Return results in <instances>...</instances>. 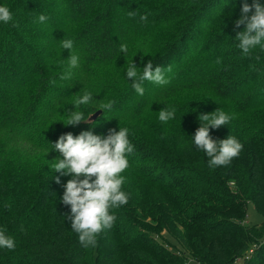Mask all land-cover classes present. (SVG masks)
<instances>
[{"label": "trees", "instance_id": "trees-1", "mask_svg": "<svg viewBox=\"0 0 264 264\" xmlns=\"http://www.w3.org/2000/svg\"><path fill=\"white\" fill-rule=\"evenodd\" d=\"M243 3L253 0H0L13 16L0 22V229L15 242L0 248V264H264V221L240 222L249 201L264 218V40L242 55ZM69 39L78 66L61 79ZM131 60L138 74L148 61L160 66L169 82L144 81L139 95L126 77ZM86 92L94 99L74 107ZM108 101L103 115L97 107ZM218 107L230 120L209 136L234 137L242 149L210 168L193 137L199 116ZM172 108L161 122L159 111ZM70 111L87 121L64 124ZM120 128L133 146L120 174L128 201L109 209L113 226L85 247L70 207L52 211L71 178L53 169L62 154L52 144ZM164 231L180 249L161 244Z\"/></svg>", "mask_w": 264, "mask_h": 264}, {"label": "clouds", "instance_id": "clouds-1", "mask_svg": "<svg viewBox=\"0 0 264 264\" xmlns=\"http://www.w3.org/2000/svg\"><path fill=\"white\" fill-rule=\"evenodd\" d=\"M133 15L135 13L130 11L129 16ZM140 18L146 20L147 15H142ZM47 19L43 14L38 17L40 23H45ZM12 20L13 16L9 8L0 6V22L7 24ZM241 25L244 26L243 31L237 32L236 35L239 39L238 47L242 50L243 56L250 57L251 50L261 45L264 40V6L259 3V0H253L251 6L247 3L242 4L240 16L235 21V28ZM61 48L67 49L70 53L69 70L61 79H70L71 69L78 66V57L71 54L73 41L62 40ZM120 51L125 54L127 46L121 45ZM137 68L131 60L126 69V77L130 78L133 89L141 96L145 92L144 81H151L158 85L169 82L165 78V69L160 66L153 67L151 61L144 65L142 74H138ZM166 71H171V66ZM93 99V94L86 92L73 105L74 107L87 105ZM114 103L115 101H108L97 108L102 109L104 115V111L111 110ZM70 113L67 123L63 122L66 125L76 126L81 121H87L82 112L70 111ZM211 113L199 116L200 127L193 137L195 146L202 149L210 158L208 161L210 168L229 164L242 149V145L234 137L213 140L209 136V126L216 129L227 125L230 120V116L222 111ZM174 114L175 108L160 110L158 118L161 122H167L174 118ZM51 149L58 150L62 154V159L57 157L58 162L53 169L62 175L71 174L72 176L67 181L62 196V202L70 205L68 219L71 222V228L79 234V241L83 246H95L97 234L103 229H110L116 219L115 215L110 214L109 209L124 205L128 201V195L121 190L124 178L120 175L129 166L126 154L133 152V146L128 139V129L120 128L118 131L110 129L107 136L103 138L93 134L91 130L82 131L76 136L66 133L52 144ZM56 182H60L58 177ZM5 207H8L7 202ZM14 247V239L6 235V229H0V248L12 250Z\"/></svg>", "mask_w": 264, "mask_h": 264}, {"label": "rangeland", "instance_id": "rangeland-1", "mask_svg": "<svg viewBox=\"0 0 264 264\" xmlns=\"http://www.w3.org/2000/svg\"><path fill=\"white\" fill-rule=\"evenodd\" d=\"M186 95V94H185ZM184 95V96H185ZM181 97V98H186V97ZM219 111H222V112H224L225 113V111L223 110V108H221V107H218V108H216V112H219ZM262 118H264V117H262ZM129 134V133H128ZM143 137H145V138H147L146 137V135L145 136H143ZM148 139V138H147ZM161 166H166L165 164H162ZM71 178H72V176H70ZM70 178V179H71ZM83 177H81V179H82ZM94 178V177H93ZM230 184V186H233V182H230L229 183ZM64 191H65V189H64ZM63 191V192H64ZM62 194V193H61ZM235 195V194H234ZM230 197H232V196H230ZM55 206L56 207H53L52 206V211L55 213L57 210H59V208H61L62 207V209L61 210H65L66 208H68V207H70V205H65L63 202H62V196H60L58 199H57V202H56V204H55ZM263 221H264V218H263V216H262V214L260 213V212H258L257 211V209L255 208V206H254V203L252 202V201H249V202H247V204H246V212H245V215H244V217L242 218V219H240V222H241V224H243V225H245V226H247V227H251V226H260L262 223H263ZM251 235H254V236H256L257 237V241L258 240H262L261 238L263 237V234H259V233H253V234H251ZM161 239H162V241H161V244H163L164 246L165 245H168L169 247H167V248H170V246H172V247H175L176 249H180L181 248V246H180V244L178 243V241H176V239L175 238H173L171 235H169L168 233H166L165 231L164 232H162L161 233ZM166 247V246H165ZM94 252V250H91L90 249V253L91 252ZM252 251H253V249H252ZM250 253H251V249H250ZM249 253V254H250ZM189 259V258H188ZM240 263H241V261H240ZM190 264H197L196 262H193V260H191L190 259Z\"/></svg>", "mask_w": 264, "mask_h": 264}, {"label": "water", "instance_id": "water-1", "mask_svg": "<svg viewBox=\"0 0 264 264\" xmlns=\"http://www.w3.org/2000/svg\"><path fill=\"white\" fill-rule=\"evenodd\" d=\"M99 111L91 115L90 119H95L99 115Z\"/></svg>", "mask_w": 264, "mask_h": 264}]
</instances>
